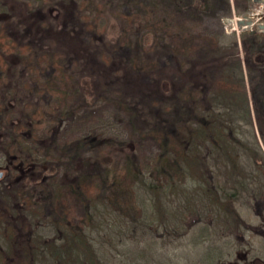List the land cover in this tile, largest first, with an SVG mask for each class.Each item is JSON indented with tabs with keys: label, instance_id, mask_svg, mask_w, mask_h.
Instances as JSON below:
<instances>
[{
	"label": "rangeland",
	"instance_id": "1",
	"mask_svg": "<svg viewBox=\"0 0 264 264\" xmlns=\"http://www.w3.org/2000/svg\"><path fill=\"white\" fill-rule=\"evenodd\" d=\"M16 1L29 4L24 6V17L31 14L44 18L49 12L58 15L59 9L67 6L78 19L76 26L86 28L88 41L104 45L101 56L107 62H112L115 54L122 55L131 58L138 70L151 74L158 65L169 63L176 79L184 77L198 50L207 55L214 53L232 43L230 36L236 35L243 56L241 36L253 31L264 34L258 28L264 23L262 0ZM2 5L0 2V135L4 124L1 103L4 99L16 100L21 110L31 115L29 122L35 130L23 140L24 144H13V149L22 146L27 148L26 154L35 152L34 162L47 172L54 190L50 201L55 202V213L94 240L105 264H264V177L254 187L256 194H238L226 219L186 215L173 221L162 216L159 225L145 227L141 183L128 160L135 155L139 171L154 181L159 142L136 127L131 111L122 102L111 98L109 92L101 94L87 85L88 80L82 77L87 74L79 62L63 64L65 55L54 52L49 45L40 49L23 42L22 46L24 19L20 21L21 31L16 33L15 11ZM5 16L15 25L5 22ZM250 18L255 26H238L240 20L247 22ZM72 23L67 18L57 28ZM164 45L172 47L171 57L162 53ZM148 55L152 57L148 59ZM256 138L264 155V139L259 131ZM79 139L86 143L73 163L62 156L61 150ZM109 139L115 143L106 144ZM6 162L7 156L0 150V166L5 167ZM77 178L79 189L74 185ZM38 196L27 191L21 194L24 203L30 208L35 206L34 214L43 221L49 217V209L45 199ZM89 200L101 208L108 206L109 214L105 216L112 227L93 230L86 205ZM34 228L36 235L46 240L59 234L50 225ZM63 244L59 240L55 248ZM52 256L47 251L43 261L38 257L37 264H60ZM61 258L66 262L63 255Z\"/></svg>",
	"mask_w": 264,
	"mask_h": 264
},
{
	"label": "trees",
	"instance_id": "2",
	"mask_svg": "<svg viewBox=\"0 0 264 264\" xmlns=\"http://www.w3.org/2000/svg\"><path fill=\"white\" fill-rule=\"evenodd\" d=\"M0 2L8 11H15L13 19L18 23L15 25L6 16L5 22L15 25L12 28L16 33L21 31L20 21L24 19L22 46L23 42L40 49L49 45L54 52L65 55L63 64L79 62L87 74L82 75L88 80L87 85L101 94L109 92L111 98L122 102L131 111L136 127L159 142L154 181L139 171L135 155L131 154L128 160L134 168L132 173L141 183L145 227L159 225L162 216L173 221L182 220L186 215L200 219L215 216L223 220L228 208L238 201V194H256L254 187L264 177V155L256 138L259 131L264 139L263 33L249 32L241 36L243 56L236 35L230 36L232 43L214 53L207 55L198 50L189 61L184 77L176 79L169 63L158 65L151 74L138 70L131 58L122 55L115 54L113 61L107 62L101 56L104 45L95 46L91 39L88 41L86 28L76 26L78 19L73 18L67 6L60 8L58 15L49 12L44 18H38L31 14L23 16L24 6L29 5L26 2L21 5L16 0ZM67 18L72 25L58 29L57 25ZM171 48L164 45L162 53L171 57ZM151 57L148 55V59ZM17 103L10 98L1 103L4 124L0 150L7 156L5 167L9 169L0 181L2 264H37L38 257L43 261L47 251L52 253L55 263L105 264L100 258L101 249L94 247V240L55 213V202L50 201L54 190L48 183L47 172L34 162L35 152L26 154L27 148L22 146L13 149V144H24L23 140L35 130L29 122L31 115ZM85 143V139L74 141L61 150L62 156L74 163L77 151ZM114 143L113 139L106 142ZM116 144L123 146L121 142ZM7 176L9 179L3 182ZM74 185L79 189L78 178ZM26 191L45 199L49 217L41 221L33 212L35 206L30 208L24 203L21 194ZM86 205L93 230L113 226L105 216L109 214L108 206L101 208L91 200ZM39 223L52 226L58 231V237L46 240L36 235L34 226ZM59 240L64 244L55 248Z\"/></svg>",
	"mask_w": 264,
	"mask_h": 264
},
{
	"label": "water",
	"instance_id": "3",
	"mask_svg": "<svg viewBox=\"0 0 264 264\" xmlns=\"http://www.w3.org/2000/svg\"><path fill=\"white\" fill-rule=\"evenodd\" d=\"M262 3L264 4V0H262ZM246 23L248 25H250V26H255L256 25V23L253 21V19L250 18L247 22L244 21V20H240L239 23H238V26H242L243 24H246ZM258 28L261 29V30L262 29L264 30V23L258 24ZM3 176H4V171H1V169H0V179H2Z\"/></svg>",
	"mask_w": 264,
	"mask_h": 264
},
{
	"label": "flooded vegetation",
	"instance_id": "4",
	"mask_svg": "<svg viewBox=\"0 0 264 264\" xmlns=\"http://www.w3.org/2000/svg\"><path fill=\"white\" fill-rule=\"evenodd\" d=\"M0 169H1V171H4V176H3V178H4L7 175L9 169L7 167H3V166H0ZM3 178L0 179V181L3 180Z\"/></svg>",
	"mask_w": 264,
	"mask_h": 264
}]
</instances>
